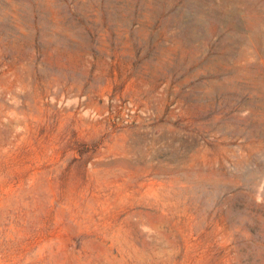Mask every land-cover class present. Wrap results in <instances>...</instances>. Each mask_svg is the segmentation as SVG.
Here are the masks:
<instances>
[{
	"label": "rangeland",
	"instance_id": "1",
	"mask_svg": "<svg viewBox=\"0 0 264 264\" xmlns=\"http://www.w3.org/2000/svg\"><path fill=\"white\" fill-rule=\"evenodd\" d=\"M0 264H264V0H0Z\"/></svg>",
	"mask_w": 264,
	"mask_h": 264
}]
</instances>
